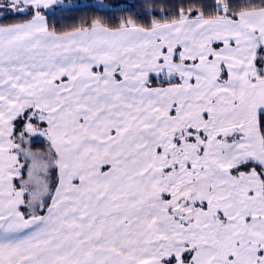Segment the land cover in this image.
Returning <instances> with one entry per match:
<instances>
[{"label":"snow or ice","instance_id":"1","mask_svg":"<svg viewBox=\"0 0 264 264\" xmlns=\"http://www.w3.org/2000/svg\"><path fill=\"white\" fill-rule=\"evenodd\" d=\"M137 7L0 0V264H264V0Z\"/></svg>","mask_w":264,"mask_h":264},{"label":"trees","instance_id":"2","mask_svg":"<svg viewBox=\"0 0 264 264\" xmlns=\"http://www.w3.org/2000/svg\"><path fill=\"white\" fill-rule=\"evenodd\" d=\"M131 3H135L138 5L137 8L133 9L134 11H138L139 10V6H142L143 0H133ZM59 14V13H58ZM74 15L76 17H78L80 15V13H74ZM118 15V14H117Z\"/></svg>","mask_w":264,"mask_h":264},{"label":"rangeland","instance_id":"3","mask_svg":"<svg viewBox=\"0 0 264 264\" xmlns=\"http://www.w3.org/2000/svg\"><path fill=\"white\" fill-rule=\"evenodd\" d=\"M133 0H121V2H128L131 3Z\"/></svg>","mask_w":264,"mask_h":264}]
</instances>
